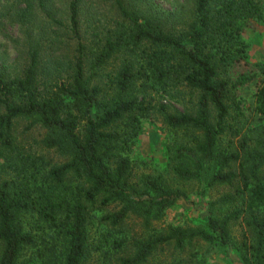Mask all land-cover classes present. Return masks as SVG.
<instances>
[{
	"label": "trees",
	"instance_id": "1",
	"mask_svg": "<svg viewBox=\"0 0 264 264\" xmlns=\"http://www.w3.org/2000/svg\"><path fill=\"white\" fill-rule=\"evenodd\" d=\"M98 1L0 4L2 16L24 30L21 60L12 71L0 64V264H24L22 251L35 241L27 218L57 231L59 264H82L94 204L118 207L102 217L113 227L135 214L148 230L119 264H143L167 243H227L234 212L209 215L203 227L154 225L185 197L162 175L139 174L128 155L140 119L154 112L184 132L173 179L198 178L202 162L213 160L215 179L243 183L253 242L241 259L264 264V122L242 131L247 109L264 117V60L252 71L234 72L247 61L242 31L260 15L262 0H185L172 10L153 0H101L109 2L110 15ZM248 83L254 91L246 103L239 90ZM162 99L182 108L168 112ZM22 118L31 120L28 128L45 129L41 144L65 157L62 162L42 167L20 145L14 124ZM226 136L239 137L236 149H219ZM236 162L237 177L229 169Z\"/></svg>",
	"mask_w": 264,
	"mask_h": 264
},
{
	"label": "rangeland",
	"instance_id": "2",
	"mask_svg": "<svg viewBox=\"0 0 264 264\" xmlns=\"http://www.w3.org/2000/svg\"><path fill=\"white\" fill-rule=\"evenodd\" d=\"M5 0H0L3 4ZM162 8L172 10L185 0H153ZM60 5L59 0H56ZM6 3V2H5ZM99 10L104 15H110L109 2L99 0ZM5 10L0 6V64L7 65L9 69L15 68L21 60L18 48L24 46V30L20 24L9 17L2 16ZM39 15H42L38 12ZM63 24L67 20L62 18ZM56 27V25H54ZM36 27H34V32ZM242 38L248 45L247 61H242L235 66L234 72L252 71L254 64L264 60V0L259 16L248 22L242 31ZM22 45V46H21ZM254 86L250 83L240 87L239 93L243 100H251ZM188 100V97H185ZM248 101V105H249ZM162 103L169 106L168 112L173 106L182 108L172 100L162 99ZM244 104L245 107L247 104ZM245 126L242 131L251 126H260L264 117L246 110ZM31 120L18 119L14 124V134L20 145L31 153V156L39 160L46 168L47 164L62 162L65 157L53 149H46L41 144L45 129L34 124L27 126ZM183 130H174L163 122L159 112L152 113L151 117L140 119L139 134L134 140L129 157L137 165V172L162 175L173 186L180 187L185 197L178 199L170 208L165 210L159 220H154L158 230L168 225L182 227H203L209 215L223 216L225 213H236L235 218L229 225V241L221 243H209L201 238H194L182 248L175 247L172 243L163 244L157 248L150 258L143 264H243L241 254L246 252L253 242V234L247 223L249 211L245 207V194L243 183L222 181L214 178L217 164L211 161H203L201 176L188 181H178L174 177L172 169L179 164L174 154L175 148L180 144ZM238 136L230 139L226 136L220 144V150L227 151L236 149L239 144ZM188 158V157H187ZM189 159V158H188ZM188 164L192 166L189 159ZM238 162L229 169L235 171L236 177L240 169L236 167ZM224 168L222 171L229 170ZM238 179V178H237ZM118 209L115 204L108 207H99L94 204L89 208L86 223L88 253L82 264H119L123 257L133 255L137 241L146 238L148 230L143 220L135 214H130L123 223L113 227L102 217L110 211ZM25 229L30 231L35 238L31 245H27L22 251L21 258L24 264H44L47 258L59 264L58 257L62 250V240L57 237V231L44 222H37L35 218H27ZM113 238L117 240L113 242ZM116 242V244H115ZM58 256V257H57Z\"/></svg>",
	"mask_w": 264,
	"mask_h": 264
}]
</instances>
